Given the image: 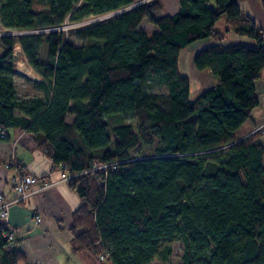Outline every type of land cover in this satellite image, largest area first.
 <instances>
[{
  "label": "trees",
  "instance_id": "16d2710c",
  "mask_svg": "<svg viewBox=\"0 0 264 264\" xmlns=\"http://www.w3.org/2000/svg\"><path fill=\"white\" fill-rule=\"evenodd\" d=\"M210 1L180 0L176 13L157 15L161 3L152 0L77 30V45L58 29L67 19L134 0H0L4 28L31 30L1 37L0 127L15 137L31 132L71 174L81 199L70 226L74 251H108L112 264H264V145L258 132L233 135L259 104L264 31L237 0ZM223 14L225 31L256 45L223 44ZM143 19L158 31L149 34ZM206 38L219 43L199 49L193 63L218 78L191 99L179 57ZM16 43L41 78L21 94ZM153 78L167 92L150 91ZM94 158L119 163L104 179L83 172ZM12 233L0 221V264L27 260ZM178 240L182 257L171 262Z\"/></svg>",
  "mask_w": 264,
  "mask_h": 264
},
{
  "label": "crops",
  "instance_id": "0c3cea01",
  "mask_svg": "<svg viewBox=\"0 0 264 264\" xmlns=\"http://www.w3.org/2000/svg\"><path fill=\"white\" fill-rule=\"evenodd\" d=\"M149 1L152 0H134V3L118 10L125 12ZM159 1L167 8L169 14H174L179 10L180 0ZM237 2L243 14L250 16L257 26L264 31L262 0H237ZM142 23H144V19L140 24L144 27ZM224 35L223 44L256 45L252 38L235 34L232 31H225ZM198 41L192 45H197ZM200 42L201 45L197 49L191 50L186 56L183 55V49L179 57L180 72L182 73L184 70L185 73L182 74L189 77L190 92L192 86L196 90V97L204 89L214 86L217 82V78H214L208 70L195 68L193 57L199 49L217 44L219 41L206 38ZM1 49L3 51V47ZM192 67L197 71L195 81H191L188 75V71ZM202 72H205V76L201 75ZM206 82H208L207 85ZM255 85L259 104L253 109L251 117L235 130L233 135L236 140H240L258 132L260 141L264 145V68ZM196 97L191 98L190 96L191 99ZM8 133V138L0 139V194L6 199L14 196L13 176L16 166L41 179L38 184L30 186L29 195L26 199L12 203L8 207L7 224L15 229V236L20 238L15 246L25 254L27 258L25 264H79V260L86 252L83 250L74 251L72 246V234L70 232L72 214L79 207L81 199L78 191L69 184L71 174L61 164L54 163L43 149L37 146L31 132L24 131L18 137L13 136L11 130ZM45 182L49 185L41 188ZM34 214L41 215L39 222L35 221ZM74 261L76 262L74 263Z\"/></svg>",
  "mask_w": 264,
  "mask_h": 264
},
{
  "label": "rangeland",
  "instance_id": "374dc122",
  "mask_svg": "<svg viewBox=\"0 0 264 264\" xmlns=\"http://www.w3.org/2000/svg\"><path fill=\"white\" fill-rule=\"evenodd\" d=\"M209 5L211 7H216V3L215 0H211ZM124 10H113L110 12H107L105 14L102 15H90L82 20L79 21H71V20H66L60 28H62V30L66 31L67 35L66 38L69 39L70 41L74 42L77 45H81L82 41L79 40L77 38V30L86 28L90 25L99 23V22H103L106 21L110 18H113L114 16L122 13ZM169 13L167 8H165L163 6V4H161V10L157 11L156 14L157 15H162V14H166ZM225 19L226 16L223 14L220 18V20L217 22V28L220 30H224L225 28ZM76 22H80V24L75 25ZM142 25L144 27H146L145 29L147 30V32L149 34H153L155 32L158 31V27L156 25L151 24L150 22H148L146 19H144V23H142ZM27 33H31V30H16V29H6L4 28L1 24H0V53L2 51L1 47H2V43H1V37L4 35H9V36H13V37H19L22 36L24 34ZM199 43L197 45H192L195 44L196 42L192 43L191 46H189L188 48L184 49L183 55L186 56V54L190 53L191 50H195L197 49L200 45L201 42L200 40L198 41ZM193 46V47H192ZM43 49L47 50V46L46 44L43 45ZM14 55H15V64H16V72H17V76H16V88H17V92L19 94H21L23 92V86L24 84L28 81V80H39L40 76L37 75L34 70L29 66L24 53H23V49L21 47V45L19 43H16L14 46ZM196 69L194 67L191 68L190 71H188V75L191 78V81H195V73H196ZM210 72V71H208ZM182 73L184 74V70H182ZM199 74V73H198ZM210 74H212L210 72ZM202 76H205V72L201 73ZM214 75V74H213ZM212 75V76H213ZM216 75H214L213 77H215ZM207 78V77H205ZM218 78V77H217ZM208 82H206L207 85ZM192 85H194L192 83ZM148 89L150 91H154V92H167V89L161 85V83L159 82L158 78H153L149 81L148 84ZM195 89L192 88L191 86V92H190V96L192 97H196V93H195ZM131 121V119H130ZM135 122V121H132ZM84 252H86V254H83V257L79 260V264H112V262L108 259H102L101 258V254L100 255H96L94 254L92 251L88 250V249H83ZM182 253H183V244L180 240L175 241L173 243V253L170 256V261L171 262H178L181 260L182 257ZM76 261H74L75 263ZM19 264H25V262L19 263ZM150 264H161V262L158 259H154Z\"/></svg>",
  "mask_w": 264,
  "mask_h": 264
},
{
  "label": "built area",
  "instance_id": "2783aa9c",
  "mask_svg": "<svg viewBox=\"0 0 264 264\" xmlns=\"http://www.w3.org/2000/svg\"><path fill=\"white\" fill-rule=\"evenodd\" d=\"M80 24V22H76L75 25ZM61 27V26H60ZM58 29H62V28ZM4 35V34H2ZM8 135V132L2 127H0V137L6 138ZM91 168L88 170H85L83 172L87 171H97L102 175V177L105 179L106 175L108 174L110 169H116L119 162H103L99 159H92L91 160ZM40 178L38 176H35L31 173H27L23 171L20 167L16 166L14 170V176H13V189H14V196H12L9 199L4 198L3 195L0 194V221L8 227L13 233L10 235V238L15 237V229H13L11 226L7 224L8 219V207L12 203L23 201L27 198L29 195V188L31 185H36L40 182ZM103 182L102 180L100 181ZM49 185L48 183L42 184L41 188L46 187ZM34 218L36 222H39L41 220L40 214H34ZM102 259L109 258V252L104 251L101 253ZM39 264V263H36Z\"/></svg>",
  "mask_w": 264,
  "mask_h": 264
}]
</instances>
